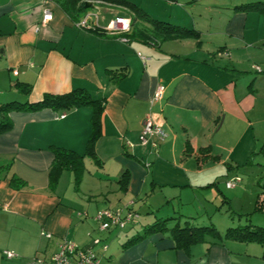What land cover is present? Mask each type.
<instances>
[{
	"label": "crops",
	"instance_id": "1",
	"mask_svg": "<svg viewBox=\"0 0 264 264\" xmlns=\"http://www.w3.org/2000/svg\"><path fill=\"white\" fill-rule=\"evenodd\" d=\"M126 1L146 17L98 4L132 18L124 39L78 27L67 0H0V105L84 89L103 106L96 159L84 156L80 179L63 171L54 189L52 149L85 152L91 107L9 113L12 126L0 133V161L10 163L0 171V264H39L64 239L87 246L93 238L100 239L99 264H264L257 243L226 239L183 250L167 230L124 246L156 219L170 218L166 227L210 221L205 225L217 228L220 204L236 189L226 188L220 166L242 161L234 153H242L245 136L247 147L264 144V11L240 7L264 0ZM46 8L52 18L44 24ZM146 19L193 29L197 37L162 38ZM18 82L30 92H19ZM158 84L163 97L152 103ZM146 118L164 132L162 140L140 143ZM11 174L24 181L19 190L10 186ZM100 209L137 216L123 229L100 230Z\"/></svg>",
	"mask_w": 264,
	"mask_h": 264
},
{
	"label": "trees",
	"instance_id": "2",
	"mask_svg": "<svg viewBox=\"0 0 264 264\" xmlns=\"http://www.w3.org/2000/svg\"><path fill=\"white\" fill-rule=\"evenodd\" d=\"M67 1H70V5H69L71 6L70 8L71 9L74 8L75 12L77 13L78 15L77 21L86 12L91 11L95 5L102 4L103 2L124 6L134 11L138 17L139 16L142 18L146 17L144 12L140 11V9H138L137 7H135L133 4H131L126 0H90L92 1V3L87 7H85V1L87 0H67ZM240 7L244 10L253 9V10L264 11V3L261 2L247 3ZM146 20L156 30L160 31L162 38H168V37L178 38V37H187V36L197 37V32L194 31L193 29L180 28L170 23L162 22L154 19H146ZM131 29L127 32H121L119 34H109L107 33L104 27L96 25L89 30H92L101 35L124 37V35L128 34L131 31ZM124 39L126 38L124 37ZM16 88L19 92H22L24 94H28L31 90L30 85L23 82H18L16 84ZM83 106H90L92 109L91 131L86 142L85 152L82 155H80L74 151L63 148L55 147L52 149L53 159L48 169V186L50 189H54L56 187L63 171H72L76 178V181H78L80 179L83 170L84 156H90L96 159L94 152V143L100 135L99 118L103 110L101 101L92 99L88 94V92L84 89H73L63 94L45 93L40 100L35 102L11 101L0 105V133H4L11 128L12 122L8 116L9 113L12 111H36L44 108H49L54 111H65V110H70L72 108H78ZM9 166L10 163H5V162L3 163L2 161H0V171L3 169L6 172ZM8 180L10 186L15 190H19L21 186H23L24 184V181L14 174H11L8 177ZM262 196H264V183L261 184V192L259 193L256 199L255 210L264 211V197ZM96 220L99 222V228H100V221L98 219ZM168 220H170V218L154 220L152 223L144 227L142 234L132 237L124 244V246L125 247L129 246L137 242L138 240L143 239L148 234L167 230L174 241V247L177 249L187 250L192 244H196L199 242L221 243L226 239L243 241L247 243L249 242L257 243L262 247H264V227L262 226L254 227L250 223H246L244 225L227 227L224 231L220 232L213 225L196 226V227H190V226L180 227L177 224H175L172 227H166V222ZM110 226H114V225H110ZM109 227L107 229H109ZM107 229H100V230H107ZM47 234L49 233H42V235H44L45 237L50 238L51 235L49 234V236H47ZM95 240H97L98 242L94 243ZM63 241H71V240L64 239L60 242V244ZM99 242H100L99 238H93L90 244H88L87 246H78L76 243L75 244L78 246V248L81 249L91 247L95 252L94 246L99 244ZM103 245H105L107 249V245L103 243L100 246L101 250ZM59 247L58 250L53 254L59 251ZM53 254H51L48 257V259ZM48 259L45 260L37 259L36 261L39 263L40 260L47 261Z\"/></svg>",
	"mask_w": 264,
	"mask_h": 264
},
{
	"label": "rangeland",
	"instance_id": "3",
	"mask_svg": "<svg viewBox=\"0 0 264 264\" xmlns=\"http://www.w3.org/2000/svg\"><path fill=\"white\" fill-rule=\"evenodd\" d=\"M92 10L98 13V24L102 27H105L114 17L112 10L100 5H95ZM226 139L227 137H222L220 139V144L226 145ZM245 139L246 136L243 138L242 144L240 145L243 150L242 153L239 154L238 150L234 153V156H241L242 161L235 164L233 161L227 160L226 163L219 168L223 175L229 177L228 180L231 178L230 176H237L240 178V182L235 185L236 189L231 192L229 191L230 193L227 195L229 201L221 203L220 211L219 213H216V226L221 232L229 226L234 227L246 223H250L254 227H264V211L255 210V202L261 192V184L264 183V149H262L264 144L261 145L262 141H259V144L254 146V143L252 142L253 148L251 145L247 147V143H243ZM221 152L226 154V151L222 150ZM64 178L65 176H63L62 187L65 185ZM224 185L226 186V184ZM235 187L230 188L226 186L228 189H233ZM223 191L225 193L227 192V190L224 189ZM222 219H227L230 224L227 226L222 225L223 223H220V220ZM208 222L198 223L197 225L209 224ZM180 224L183 225V222L181 221Z\"/></svg>",
	"mask_w": 264,
	"mask_h": 264
},
{
	"label": "built area",
	"instance_id": "4",
	"mask_svg": "<svg viewBox=\"0 0 264 264\" xmlns=\"http://www.w3.org/2000/svg\"><path fill=\"white\" fill-rule=\"evenodd\" d=\"M52 18V14L49 9H44L42 23H47ZM80 28L91 29L93 26L98 25V13L95 11L86 12L76 23ZM132 21L130 16L115 15L108 24L104 27L109 34H119L121 32H127L131 29ZM164 93V86L158 84L154 90L150 101L157 102L162 99ZM157 136L158 139L165 137L164 132L158 127L152 124L149 118L143 120L142 129L140 132V143H147L149 137ZM151 145L156 146L155 142ZM240 182L239 177H232L226 181L227 187H235ZM137 215L128 210L124 215L121 211L116 209L114 211L108 209L99 210L96 213V219L100 221V229H107L110 225L117 226L118 228L125 227L134 217ZM49 236V234H47ZM98 241L95 240L94 243ZM106 246H102V250H105ZM7 257L13 256L10 251H4ZM40 264H99V257L96 255L91 247L81 249L72 241H63L60 244L59 251L53 254L47 261H39Z\"/></svg>",
	"mask_w": 264,
	"mask_h": 264
},
{
	"label": "water",
	"instance_id": "5",
	"mask_svg": "<svg viewBox=\"0 0 264 264\" xmlns=\"http://www.w3.org/2000/svg\"><path fill=\"white\" fill-rule=\"evenodd\" d=\"M91 3H92V1H90V0L85 1V7L91 5Z\"/></svg>",
	"mask_w": 264,
	"mask_h": 264
}]
</instances>
